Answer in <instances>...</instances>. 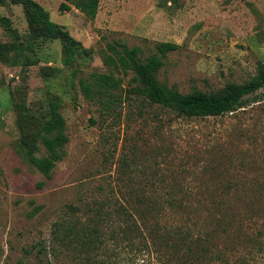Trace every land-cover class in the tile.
Listing matches in <instances>:
<instances>
[{
    "label": "rangeland",
    "instance_id": "374dc122",
    "mask_svg": "<svg viewBox=\"0 0 264 264\" xmlns=\"http://www.w3.org/2000/svg\"><path fill=\"white\" fill-rule=\"evenodd\" d=\"M36 1L88 52L28 39L22 6L0 3V264H159L143 225L123 237L114 212L110 221L91 217L103 201L112 211L128 189L150 187L145 180L159 175L199 189L205 202L207 187L229 186L234 222L217 242L231 239L234 263L264 264V86L234 111L186 117L126 96L130 72L112 69L122 101L110 111L85 98L78 83L108 71L102 53L115 41L140 47L141 58L159 42L176 43L156 76L184 93L244 83L264 64V0H98L93 19L69 0ZM61 2L69 8L60 10ZM51 96L60 99L68 141L46 175L28 159L30 126L21 116L44 117ZM36 145L42 155L40 139ZM97 222L106 244L85 253L65 224Z\"/></svg>",
    "mask_w": 264,
    "mask_h": 264
},
{
    "label": "trees",
    "instance_id": "16d2710c",
    "mask_svg": "<svg viewBox=\"0 0 264 264\" xmlns=\"http://www.w3.org/2000/svg\"><path fill=\"white\" fill-rule=\"evenodd\" d=\"M7 1L22 6L29 27L28 39H59L67 51L88 52L63 25L54 22L49 12L36 0H0V3ZM69 1L85 17H95L98 0ZM59 7L60 10L69 8L63 2ZM177 48L174 42H159L155 53L141 58L138 46L129 47L120 41L108 43L107 50L102 53V61L109 67L108 71H94L89 77L79 78L80 89L85 98L99 102L105 111H110L113 103L122 101V90L118 91L117 88L120 80L115 77L112 69L122 71L124 75L130 72L133 85L126 89V96L134 93L179 116L206 117L234 111L243 106L248 95L264 86V64H260L256 74L248 81L228 83L219 91L206 92L193 88L184 93L168 87L156 75L166 53ZM21 121L30 126V130H27L29 139L24 140L30 163L49 175L56 162L64 156V146L68 141L60 99L56 96L48 97L44 117L23 114ZM37 139H40L44 147L42 155L34 153L38 150ZM123 174L126 173L123 171ZM145 182L150 187H145L144 183L136 189H128L127 196L123 195L126 202L121 201L119 205L115 202L112 211L103 209L106 205L103 201L91 217H106L110 221L114 212L118 217L115 221L119 224L116 233H121L123 237H127V233H142L143 225L159 264H238L230 259L233 248L231 239L222 240V245L217 242L230 232L234 222L228 211L229 186L213 189L207 187L209 198L205 202L199 197V189L185 187L175 175L153 176ZM69 207L74 208L73 205ZM200 212H207V216L197 217ZM65 228L71 240L82 247L85 253L97 254L106 244L107 237L100 232L98 222L93 228H78L76 223H67ZM109 236L114 237L113 234Z\"/></svg>",
    "mask_w": 264,
    "mask_h": 264
}]
</instances>
